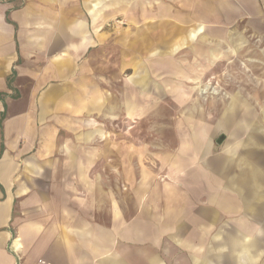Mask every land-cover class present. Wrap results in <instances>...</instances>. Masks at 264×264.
<instances>
[{
    "label": "crops",
    "instance_id": "1",
    "mask_svg": "<svg viewBox=\"0 0 264 264\" xmlns=\"http://www.w3.org/2000/svg\"><path fill=\"white\" fill-rule=\"evenodd\" d=\"M149 2L146 12L142 0H0V264H208L205 253L202 260L191 258L198 253L176 241L183 234L174 224L189 219L153 212L157 201L142 198L139 186L130 202L132 215H126L124 198H110L111 153L91 145L93 112L109 117L108 96L103 89L93 91V51L109 42L104 27L111 15H127L133 22L142 14L164 16L170 27H161L155 16L158 24L150 30L161 27L160 42H172L173 54L185 39H201L204 27L214 22L261 20L264 26V2L181 0V10H159L152 5L158 0ZM137 26L130 38L124 34L119 40L133 42L127 50L133 53L143 41ZM137 77L134 88L144 89L145 75ZM250 111V102L232 98L204 135L215 127L230 131L234 143L226 152L234 155L238 136L251 126L246 154L253 157L264 137ZM191 136L194 153H206L202 140ZM242 166L250 169L238 172L232 189L242 196V214L257 221L264 216V173L253 163ZM226 169L223 161L211 165L215 173ZM222 198L217 206L234 212L232 201ZM238 231L217 245L228 250L232 264H251L264 238L241 240L252 232L246 223Z\"/></svg>",
    "mask_w": 264,
    "mask_h": 264
},
{
    "label": "rangeland",
    "instance_id": "2",
    "mask_svg": "<svg viewBox=\"0 0 264 264\" xmlns=\"http://www.w3.org/2000/svg\"><path fill=\"white\" fill-rule=\"evenodd\" d=\"M149 1L142 0L146 12L150 11ZM152 5L159 10H181V0H158ZM140 16L133 22L127 15H111L104 27L109 42L93 51V91L103 89L104 96H108L109 117L106 112L103 116L101 111L93 112L91 131L96 135L91 145L95 149L108 147L111 153L110 198H124L126 215H132L134 186L141 187L142 198L158 203L151 208L153 212L189 219L173 227L183 234L176 241L198 253L191 254V258L202 260L205 253L210 259L208 264H215L214 258L220 259L221 264H232L230 255H225L228 250L217 245L225 235L233 231L231 236L235 237V231L239 232L246 223L252 232L243 233L241 240L264 238V216L251 221L250 216L242 214V196L232 189L238 172L250 169L239 167L245 161L264 173V146L260 144L253 157L246 154L250 148L249 126L234 144L239 153L232 155L226 152L234 143L230 131L215 127L213 133L204 135V130L213 128L231 99L236 98L246 105L250 102V119L264 137L263 23L246 19L232 24L214 22L204 27L201 39H185L187 44L170 54L172 42H160V34H165L160 28H169L171 24L159 14ZM155 16L162 21L156 31L150 30V26L158 24ZM189 25V29L195 26ZM135 26L141 28L143 41L133 58L136 53L127 51L133 48V42L119 40L124 34L130 38ZM144 75L145 88H134L133 78ZM202 89H206L205 93ZM131 102L136 103L135 112ZM192 134L205 144L206 153H194ZM217 160L228 169L212 172L211 165ZM210 196L216 200L210 201ZM224 196L232 201L234 212L217 206ZM253 257L251 264H264V247L254 250Z\"/></svg>",
    "mask_w": 264,
    "mask_h": 264
},
{
    "label": "bare ground",
    "instance_id": "3",
    "mask_svg": "<svg viewBox=\"0 0 264 264\" xmlns=\"http://www.w3.org/2000/svg\"><path fill=\"white\" fill-rule=\"evenodd\" d=\"M201 92H203V93H205V91H206V89H202V90H200ZM199 91V92H200ZM235 120V119H234ZM238 122V121H237ZM237 124V123H236ZM241 130V129H240Z\"/></svg>",
    "mask_w": 264,
    "mask_h": 264
}]
</instances>
